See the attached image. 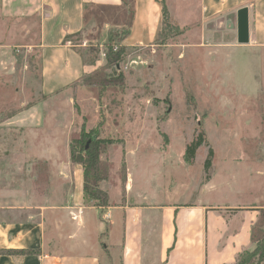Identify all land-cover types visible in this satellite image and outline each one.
<instances>
[{"label":"crops","instance_id":"crops-1","mask_svg":"<svg viewBox=\"0 0 264 264\" xmlns=\"http://www.w3.org/2000/svg\"><path fill=\"white\" fill-rule=\"evenodd\" d=\"M249 1L198 0L181 26L197 17L204 35L235 17V28L224 32L247 43L249 35L259 37L258 24L248 20ZM254 1L256 10L264 5ZM109 10L114 16L103 12ZM161 23V0H0V78L28 68L31 54L39 58V99L1 118L0 127L42 133L45 100L95 66L70 37L102 46L110 29L127 26L122 44L148 47ZM38 137L0 138V264H235L251 248V226L264 200L173 202L142 191L141 201L132 200L128 177L120 196L105 188L109 203L93 205L84 199L82 166L70 162L68 149L60 154L56 140ZM202 185L207 192L217 188L212 176Z\"/></svg>","mask_w":264,"mask_h":264},{"label":"rangeland","instance_id":"rangeland-1","mask_svg":"<svg viewBox=\"0 0 264 264\" xmlns=\"http://www.w3.org/2000/svg\"><path fill=\"white\" fill-rule=\"evenodd\" d=\"M167 2L170 19L182 33H173L163 44L128 47L116 67H103L104 45L109 33L121 37L127 26L110 29L102 46L95 39L84 45L80 34L70 37L68 41L81 45L83 58L95 66L74 85L45 100L42 133L0 127V138L40 135L56 140L60 154L69 151L71 138L81 130L115 139L101 155L111 165V177L99 186L120 196L130 177L132 200L141 201L139 191L149 196L156 192L158 199L170 197L173 202L198 197L228 203L264 200V5L256 10L254 0L245 3L252 8L248 20L258 24L259 37L249 35L247 43H239L235 32H224L235 28V17L203 35L197 17L181 26L193 15L188 11L198 0ZM103 12L114 16L110 10ZM89 48L98 49L97 56ZM25 64L28 68L21 66L17 76L0 78V119L39 99L37 53ZM112 71L122 75L123 87L105 91L98 100L85 78ZM200 132L205 141L188 162L185 148ZM207 176L217 186L211 192L203 189Z\"/></svg>","mask_w":264,"mask_h":264},{"label":"trees","instance_id":"trees-1","mask_svg":"<svg viewBox=\"0 0 264 264\" xmlns=\"http://www.w3.org/2000/svg\"><path fill=\"white\" fill-rule=\"evenodd\" d=\"M162 5V23L161 28L157 32L156 38L153 41L155 44H163L166 38L170 35L182 33L176 23H174L169 16L165 0H161ZM117 33V32H116ZM128 34V29L123 35L117 36L114 33H109L108 41L104 45L105 64L103 67L110 68L116 67L117 64L123 60L126 55L125 45H119L118 42L123 41ZM68 38V37H67ZM116 46V47H114ZM97 56L98 49L89 48ZM94 57V56H93ZM95 58V57H94ZM93 58V59H94ZM93 64L92 60H88ZM95 72V71H94ZM92 73L87 75L85 83L93 86L96 98L101 99L102 93L107 90H114V88L123 87L122 75L116 76L113 71L109 74ZM1 120V119H0ZM102 121V120H101ZM90 131H80L78 134L73 135L70 140L69 158L73 164H80L83 169V194L87 202L97 206H106L109 203L108 193L100 188L99 183L104 180L110 179L111 165L105 159L101 158L107 147L116 143L117 141L112 138L98 137L97 133ZM205 139L203 134L198 133L185 148L184 158L186 161L191 162L194 158L195 151L204 143ZM210 158L207 159L205 170L209 168ZM208 177V176H207ZM256 220L251 226L250 241L255 247L252 251L248 249L243 250L236 259L235 264H258L264 259V201L260 202ZM105 232L103 233V236ZM24 252L31 253L33 251L26 250Z\"/></svg>","mask_w":264,"mask_h":264},{"label":"water","instance_id":"water-1","mask_svg":"<svg viewBox=\"0 0 264 264\" xmlns=\"http://www.w3.org/2000/svg\"><path fill=\"white\" fill-rule=\"evenodd\" d=\"M243 30H244V28L241 27V42L245 41V40H243V39H244V38H243Z\"/></svg>","mask_w":264,"mask_h":264}]
</instances>
